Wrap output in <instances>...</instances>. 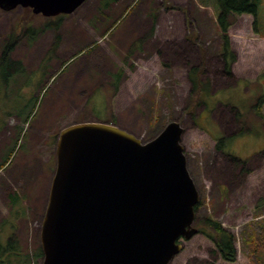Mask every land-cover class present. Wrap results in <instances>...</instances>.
Here are the masks:
<instances>
[{"label":"rangeland","instance_id":"1","mask_svg":"<svg viewBox=\"0 0 264 264\" xmlns=\"http://www.w3.org/2000/svg\"><path fill=\"white\" fill-rule=\"evenodd\" d=\"M143 2L154 5L151 11L161 27L178 15L168 3L161 8L150 0ZM199 2L214 3L219 13L217 0ZM99 3L102 1L88 0L72 15H61L65 17L58 32L62 39L52 57L47 53L55 43L54 31L44 30L35 35L34 42L33 35L27 33L29 27L43 28L48 18L30 8L10 12L0 8V55L9 36L21 32L13 58L25 66L8 85L0 80V164L19 143L11 164L0 171L2 256L10 264L18 263V257L9 258L7 251L13 238L19 240L23 255H35L42 248L41 230L56 174L57 143L65 128L103 122L148 142L170 122H178L185 129L182 145L200 206L193 224L198 234L182 240L181 253L169 264H257V259L264 264V120L256 115L264 98V0L259 1L256 19L241 15L233 20L230 37L236 60L231 72L226 71L222 57L213 67L205 63L200 67V80L205 84L200 92L190 86L189 60L181 56L168 60L159 48L164 40L175 45L188 38L205 55L207 48L196 27L183 32L164 27L157 37L144 41L141 54L127 55L117 47L125 29L114 28L120 20L117 6L102 5L97 15ZM132 11L131 7L122 22L129 21ZM212 20L211 40L218 42L217 49L222 40L215 17ZM155 39L162 43H152ZM117 73H121L119 81ZM260 110L264 114V104ZM30 115L26 123L24 119ZM21 130L25 136L19 139ZM223 137L227 139L222 152L217 144ZM226 157L232 165L227 166ZM213 163L218 165L216 170ZM11 195H19L21 203L14 206ZM18 211L25 213L20 219ZM209 218L234 235L237 262H225L218 255L205 234L212 233L206 222ZM32 259L31 264L44 263V256Z\"/></svg>","mask_w":264,"mask_h":264},{"label":"water","instance_id":"2","mask_svg":"<svg viewBox=\"0 0 264 264\" xmlns=\"http://www.w3.org/2000/svg\"><path fill=\"white\" fill-rule=\"evenodd\" d=\"M87 1L0 0V8L53 18ZM184 133L170 122L142 142L103 122L65 128L41 230L43 264H169L181 253L182 240L198 234L200 202Z\"/></svg>","mask_w":264,"mask_h":264},{"label":"trees","instance_id":"3","mask_svg":"<svg viewBox=\"0 0 264 264\" xmlns=\"http://www.w3.org/2000/svg\"><path fill=\"white\" fill-rule=\"evenodd\" d=\"M117 1L118 0H107L106 2V0H103L102 5L108 8L112 3H115ZM217 1L219 3L217 27L222 40L221 56L227 62L228 72H231L232 64L236 60V55L232 51L231 37H230V29L234 23L233 20L237 16H241V15H251L254 16L256 19L259 12L260 0H217ZM64 20H65L64 16L49 18L43 28L38 30L35 29L34 27H29L27 30V33L33 35L32 42L36 40L35 35L41 32L51 30L56 33L55 43L47 53L50 55V57H52L55 54L61 42V36L58 34V32L61 30L64 24ZM21 34H22L21 32H18V34L13 33L9 36L8 40L3 43L2 51L0 55V80L3 82L4 85H8L10 79L15 73L25 70V66L23 62L21 60H15L13 58V54L17 48V44L19 42V38ZM143 43L144 41L142 40L139 42V44L135 45V47H137L138 45H142ZM68 63H66V68L64 69V71L67 69ZM196 71L197 70L195 69L191 71L190 80L192 82L193 91L200 92V89H202L204 84L199 79V75H198L199 72L196 73ZM120 76L121 74L119 75V79ZM263 104H264V98L260 100L259 107L261 108ZM260 108L257 107L256 115L264 120V114L261 113ZM30 118L31 115L26 117L24 119L25 122L29 123ZM22 134L24 137L25 132L23 130L20 131V134L18 136L19 139H21ZM226 139L227 138L219 139V142L217 144V149L219 151L223 152V141H225ZM17 145L19 147V143L18 144L16 143L15 147H12L13 149H11L9 157H7L6 159L4 158L3 162L0 164V171L5 169L9 164H11V160L14 158ZM10 200L14 206L21 203V199L19 195L18 196L11 195ZM199 206L200 203L195 207L196 211L198 210ZM21 213L25 214L22 211H18V219H20ZM15 215L17 216V212H15ZM206 222L208 227L211 228L212 233H205V234L215 244V247L218 251V255L221 257V259L229 263L237 262V248L235 245L234 235L231 232L227 231L218 221H214L213 219L209 218ZM10 240H9L10 241L9 245L7 247L8 248L7 251L9 253V258L12 256L18 257V263L16 264H31L33 262L32 259L33 256L36 258H41L44 256L41 248L38 249V252L35 253V255L29 252H26V254L23 255L21 252L22 247L19 245V240L15 238ZM1 251L2 249L0 244V261L2 264H6V263L10 264L9 260L4 259V256H2L3 253ZM257 264H260L258 259H257Z\"/></svg>","mask_w":264,"mask_h":264},{"label":"crops","instance_id":"4","mask_svg":"<svg viewBox=\"0 0 264 264\" xmlns=\"http://www.w3.org/2000/svg\"><path fill=\"white\" fill-rule=\"evenodd\" d=\"M103 0H100V2ZM127 1V2H126ZM118 0L114 4V6H117L116 13H120V20L118 23L115 24L114 28H118L120 26L125 27V29L120 33V41L117 42V47L121 49L122 51H127L128 54H141L143 50V44L138 45L135 47V45L139 44L140 41H145L148 39V37H151L154 35V37H157L158 31H162L164 27L170 31L174 32H183L188 31L190 27H196V30L201 33L200 40L205 42L204 48H207L206 54L203 55L199 52V48L197 44H194L192 41L188 40L183 42L182 44L179 43V41L172 45L169 40H164V46L159 47L161 48L160 51L165 53L167 55L168 60H171L173 57L181 56L184 59H188L189 62L192 64L190 65V69L188 70V79L190 81V73L193 69L197 70V72L200 71V67L202 65H206L207 67H213L215 65L216 61L222 57L221 56V47H217L218 42L214 44V42L211 40L212 35L211 31L215 27L213 24L212 18L215 17L216 20V27H217V16L218 13L215 11L216 9L214 3H207V4H201L199 0H150L151 3H155L156 6H162L166 3H168L171 7H174L175 11H177L178 15L172 16L171 20L173 22H170L169 19H167L164 27H161V23L156 24L157 17L154 18L156 14H154L151 9L154 6L153 4L144 5L143 0L139 2L137 5L132 4L134 0ZM130 1V4L128 3ZM212 1V0H211ZM143 2V3H142ZM159 2V5H158ZM161 2V3H160ZM162 5V6H161ZM134 9L132 11L130 18L127 20L128 22H122L123 19L127 16L126 14L129 13V10L131 7ZM102 7V3H99V6L97 7V10L95 14L100 13V8ZM187 9L188 12L179 11ZM212 11V12H210ZM167 11H164L163 14H167ZM187 13V14H186ZM237 16L236 18H238ZM118 18V19H119ZM117 19V20H118ZM156 20V21H155ZM235 24V23H234ZM233 24V26H234ZM232 26V27H233ZM231 27V28H232ZM218 29V27H217ZM214 34V30L212 32ZM62 39L61 33H59ZM125 41V42H124ZM136 41V42H135ZM161 42V41H160ZM157 42L156 39L152 41V43H160ZM213 42V43H212ZM162 43V42H161ZM133 46V48H132ZM153 46V45H151ZM224 60V59H223ZM225 63V69L227 70V62L224 60ZM199 70V71H198ZM117 81H119V75L121 73H117ZM199 75V74H198ZM200 79V76H199ZM205 85V84H204ZM190 86L192 87V84L190 83ZM206 86H208L210 90V85L207 83ZM106 103V100L104 101V105ZM107 104V103H106ZM238 120L241 121L240 117L238 116ZM264 150V147L263 149ZM225 156V155H224ZM227 159V157H226ZM227 166L232 165V161L230 159H227ZM218 165L216 163H213V170L217 169ZM232 169V168H231ZM231 169L225 168V171H230Z\"/></svg>","mask_w":264,"mask_h":264},{"label":"bare ground","instance_id":"5","mask_svg":"<svg viewBox=\"0 0 264 264\" xmlns=\"http://www.w3.org/2000/svg\"><path fill=\"white\" fill-rule=\"evenodd\" d=\"M137 4V3H136ZM239 136V135H238Z\"/></svg>","mask_w":264,"mask_h":264}]
</instances>
